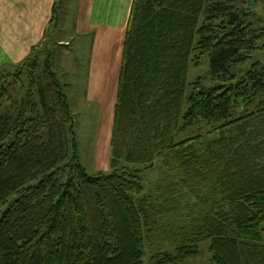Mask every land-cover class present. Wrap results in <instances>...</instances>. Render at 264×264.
<instances>
[{
	"label": "trees",
	"instance_id": "trees-1",
	"mask_svg": "<svg viewBox=\"0 0 264 264\" xmlns=\"http://www.w3.org/2000/svg\"><path fill=\"white\" fill-rule=\"evenodd\" d=\"M260 3L134 1L108 173L80 161L51 55L0 80V264H185L205 241L212 264H264ZM203 55L222 83L188 86Z\"/></svg>",
	"mask_w": 264,
	"mask_h": 264
},
{
	"label": "crops",
	"instance_id": "crops-1",
	"mask_svg": "<svg viewBox=\"0 0 264 264\" xmlns=\"http://www.w3.org/2000/svg\"><path fill=\"white\" fill-rule=\"evenodd\" d=\"M134 1L0 0V80L34 51L45 60L52 54L51 41L72 45L76 35L78 43L87 44L91 53L95 86L91 84L90 89L103 91L104 82L119 83ZM63 19L68 25L66 37L58 35Z\"/></svg>",
	"mask_w": 264,
	"mask_h": 264
},
{
	"label": "rangeland",
	"instance_id": "rangeland-1",
	"mask_svg": "<svg viewBox=\"0 0 264 264\" xmlns=\"http://www.w3.org/2000/svg\"><path fill=\"white\" fill-rule=\"evenodd\" d=\"M256 9L264 16V3H260ZM61 22L62 31L59 30L58 35L66 37L68 25L64 19ZM91 37L94 38V35L92 34ZM51 42L52 56L50 59L54 62V68L59 74L60 81L65 85V91L75 115V131L79 144L80 161L90 173L111 172L112 132L118 94V88L115 90L114 87L117 84L119 87V83L117 81L113 83L108 81L107 84L104 82L103 91L90 89L91 84L95 86V83L92 82L94 76L90 65L91 53H89L88 45L79 44L76 35H74L72 45L60 46L54 41ZM98 52L99 50L96 51V53ZM263 56L264 51L261 54L257 51L254 52L248 61V65L252 59ZM8 71L13 74L17 72V68ZM9 72L3 78L10 75ZM9 77L7 79H14L13 75ZM199 77L203 79L206 85L222 83V80L211 72L210 55H203L198 63L195 60L190 62L187 76L188 86ZM20 79L22 81L18 79L15 85L19 91H22L26 79L24 77ZM101 84H99L100 88ZM213 128H215V124L201 122L196 127L188 129L182 134V137L185 138L193 134L204 136ZM190 198L197 201L195 196L191 195ZM208 245V241L202 242L199 255L186 259L185 264H212Z\"/></svg>",
	"mask_w": 264,
	"mask_h": 264
}]
</instances>
